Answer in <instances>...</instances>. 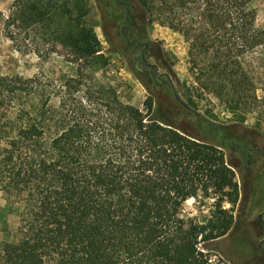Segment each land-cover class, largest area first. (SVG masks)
Segmentation results:
<instances>
[{"label": "trees", "instance_id": "16d2710c", "mask_svg": "<svg viewBox=\"0 0 264 264\" xmlns=\"http://www.w3.org/2000/svg\"><path fill=\"white\" fill-rule=\"evenodd\" d=\"M126 7L127 24L139 13L187 44L192 80L181 110L198 126H210L198 111L204 95L239 123L264 107L253 79L264 61L253 0H128ZM90 12L87 0H14L5 27L37 30L91 67L99 65L95 29L104 16L92 23ZM84 82L79 75L61 84L53 106L39 80L0 78V113L15 112L0 116V193L20 206L1 264H211L206 252L234 223L222 205L239 196L223 151L176 127L151 94L138 109L114 88ZM197 197L214 200L202 224L182 218Z\"/></svg>", "mask_w": 264, "mask_h": 264}, {"label": "rangeland", "instance_id": "374dc122", "mask_svg": "<svg viewBox=\"0 0 264 264\" xmlns=\"http://www.w3.org/2000/svg\"><path fill=\"white\" fill-rule=\"evenodd\" d=\"M13 2L0 0V78L15 83L39 80L51 95L53 106L58 103L59 86L79 75H83L85 87L114 88L128 107L143 109L146 98L153 95L164 117H174L176 127L219 147L235 173L239 188L237 204L222 205L234 223L230 232L206 252L211 264H264V216L261 222L258 220L264 213V107L247 114L245 122L239 123L213 96L204 95L197 101L198 111L210 126L206 123L198 126L193 113L181 110L186 103L184 85H190L192 79L187 64L188 46L178 34L156 24L146 26L140 16L137 26L124 30L123 25H116L121 23L119 17L123 13L113 0H107V4L87 0L91 9L89 22L99 24L104 16L103 29H95L101 43L99 65L87 67L77 62L65 47L52 45L37 30L18 34L6 29L5 21ZM253 6L255 27L264 31V0H253ZM134 40H139L141 46L130 47ZM256 52L259 58L263 49ZM141 53H144L142 60ZM245 67L252 70L249 60L245 61ZM253 71L257 95L264 100L261 56ZM14 113L6 108L0 116L11 119ZM209 114L214 118H209ZM214 210L213 199L197 197L185 203L182 218L202 224L211 219ZM19 212L20 206L9 203L0 193V264L3 252L16 240ZM200 249L203 250L201 246Z\"/></svg>", "mask_w": 264, "mask_h": 264}, {"label": "flooded vegetation", "instance_id": "af4514ba", "mask_svg": "<svg viewBox=\"0 0 264 264\" xmlns=\"http://www.w3.org/2000/svg\"><path fill=\"white\" fill-rule=\"evenodd\" d=\"M104 3H106L107 4V0H102ZM127 1L128 0H113V2L116 4V6H117V8H119V12L120 13H123V15H122V17L120 16L119 18H120V20H121V23H116V25H119V24H121V25H123V29L124 30H129V29H131V28H133V27H135V26H137L138 24H139V22H137V18H138V16H140L141 17V19H143L142 20V22L144 23V24H146V26H148L147 25V20H146V18L144 17V16H141L139 13H136L135 14V16H134V23L133 24H127V22H125L126 20H124V12H125V10H127L126 8V6H127ZM130 12V11H129ZM119 20V21H120ZM146 28V27H145ZM102 30V29H101ZM122 35V37L123 38H125V35L124 34H121ZM129 46L130 47H135V46H141V43L139 42V40H134L132 43H129ZM144 47H145V49H147L148 48V46L145 44L144 45ZM144 58V53H141V55H140V60H142ZM154 69L153 68H151V71H153ZM264 216V213L262 214V215H260L259 217H258V220L261 222V218Z\"/></svg>", "mask_w": 264, "mask_h": 264}]
</instances>
